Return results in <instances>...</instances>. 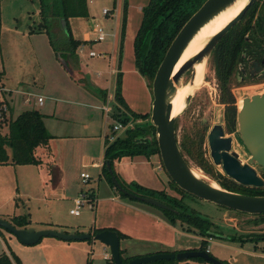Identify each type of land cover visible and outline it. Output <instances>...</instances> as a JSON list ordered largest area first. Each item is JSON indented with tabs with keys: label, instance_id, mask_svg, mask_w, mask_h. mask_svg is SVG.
<instances>
[{
	"label": "rangeland",
	"instance_id": "374dc122",
	"mask_svg": "<svg viewBox=\"0 0 264 264\" xmlns=\"http://www.w3.org/2000/svg\"><path fill=\"white\" fill-rule=\"evenodd\" d=\"M89 1L86 0L89 17L71 18L69 25L71 24L78 37L82 35V31H90L91 39L94 38L92 29L94 26H99L105 32V39L100 42L85 43L84 46L78 45L77 54H79L80 65L75 67L73 76H71L66 68V62L60 60L61 58L57 56L53 47L55 45L62 50L65 38H67V31L63 26H60L58 19L52 18L54 24L50 27L52 34L50 37L46 32H39L40 8L38 0H0V71L4 70L6 73L4 79L6 92L1 86L0 88L9 106L6 115L8 118H16L24 110H38L44 115L45 127L52 136V141L56 143L57 140L54 156L56 152L60 162L62 146H65L66 150L62 165V175L66 183L63 186L55 187L54 190L52 185L44 188L39 183L36 186L31 173H29L30 167L23 166L22 168L25 169L21 174L20 171H17V165L6 167L5 176L10 180V186L15 187L14 189L17 186L22 192V196L14 200L15 203L17 202V206L14 205L13 200H7L6 207L2 212L27 215L34 227L43 226L42 222L57 223L48 224L47 228L57 231L66 230L69 233H72L74 229L88 232L96 225L98 217L107 215V210L108 212H119L116 208L118 205L109 201L111 207L103 208L104 206L99 207V204L96 206L94 201L87 200L80 207V213L74 215L69 213V209L73 205L63 198L58 199L53 191L58 196L61 195L62 190L71 191L76 195L90 193V196L94 191L100 199L115 195L119 201H124L139 210L162 216L161 211L153 205L121 197L117 191L110 188L104 177H98L99 169L96 166L104 157V145L107 141L105 135L123 136V131L127 127L143 121L140 119L131 120L124 124L125 129L113 131L112 126L120 122L115 116L119 113L118 108H121V117H124L122 112L125 111L115 98L118 81L116 75L112 78L109 76L110 62L108 60L88 55L91 50L96 53L115 51L116 54L113 56L116 67L119 66L123 70H134L132 40L127 36V29L129 30L130 27L136 29L141 18L140 8L147 3V0H91V3ZM103 8L111 10V14L107 16L101 14ZM204 66V81L197 90L191 93L184 110L179 115L176 137L180 145L186 132L194 133L199 129L204 133L200 150L206 165L213 169V177L205 173L198 161L184 156L191 167L202 173L206 179L215 181L219 185L218 181H223L228 176L224 173L221 165L213 163L207 134L214 124L220 123L224 128V135L232 138V150L238 154L242 163H247L249 152L240 138L237 114L244 98L264 96V79L261 80L263 81L262 86L247 88V85L235 83L236 76L233 78L231 92L236 104V125L234 130L229 131L225 120L226 105L220 99V89L209 59H205ZM82 71L85 72L87 78L85 86L76 80L78 77H84ZM98 71L101 72L100 76L96 75ZM132 75L131 78H133ZM189 77H191V69L184 74L181 83L189 81ZM136 88L137 86L132 81L131 93H134L135 96ZM101 90L107 91L108 97L105 100ZM4 93H6V98ZM110 93L113 97L109 96ZM28 96L30 102L25 103L24 100ZM38 96L43 97L42 106L36 102ZM148 113L150 114V111ZM7 131L8 126L5 123L1 127V132L5 134ZM92 163L96 166L92 167V165L94 166ZM253 167L263 177V169L255 164ZM113 170L124 184L136 182L150 189L164 190L172 196L180 197L181 195L169 181L158 154L152 155L150 159L133 156L114 161ZM81 172L88 173L89 178L86 181L80 177ZM34 176L37 179L41 178L38 173H35L33 178ZM139 192L145 193L146 191ZM44 195L52 196L53 199L45 200L43 199ZM153 196L159 198L157 193H154ZM182 198L183 202L192 207L196 214L212 221L213 235L211 238H206V248L208 247L211 254L218 253L214 248L220 252L227 250L221 246V243L230 239L220 235L258 239L255 236L260 235V231H264L262 218L226 209L190 194ZM102 203L104 205L106 202ZM119 214L121 215V212ZM110 217L117 219L118 215L114 214ZM175 225L180 231L190 234L185 235L180 232V235L177 236L180 244L200 247L202 239L198 240L199 237L198 239L194 237V231H187L178 221ZM135 243H140V241L135 239L132 244L136 245ZM120 245L123 246L124 242L121 241ZM134 247L130 245V250ZM2 252H12L18 256L22 264H112L111 259L103 258L104 253L110 255L108 247L94 238L64 240L48 235L43 236L35 244L25 245L4 228H0V253ZM123 256L126 257V254ZM205 264L211 263L205 262Z\"/></svg>",
	"mask_w": 264,
	"mask_h": 264
},
{
	"label": "trees",
	"instance_id": "16d2710c",
	"mask_svg": "<svg viewBox=\"0 0 264 264\" xmlns=\"http://www.w3.org/2000/svg\"><path fill=\"white\" fill-rule=\"evenodd\" d=\"M38 1L41 15L40 28L44 29L45 32L52 37L50 31L51 19L58 18L63 22V28L69 32L67 39L63 43L62 50L58 49L54 45V42L51 41L57 52V56L61 58L60 60L69 58V62L64 61L67 64L66 68L69 70L70 75L73 76L74 69L78 65L76 49L79 42L74 40L70 34L68 18L87 16L85 0ZM204 1L205 0H148L147 5L142 8L140 25L133 39V54L135 67L141 75L146 77L150 89L154 73L162 61L170 43L183 24ZM261 56H264V4L262 0H256L249 7L241 20L220 38L209 57L220 89V99L226 105L225 120L229 131L234 130L236 125V104L231 92V85L233 78L236 74L239 75L240 73L238 65L244 62L248 63L249 66L251 62L255 60L259 61V59L256 58ZM262 59L264 60V57ZM237 76L236 78H238ZM84 78L85 77H78L76 80L79 83H83L85 86L87 85V81ZM235 83L243 84L244 82L237 79ZM101 93L106 94L103 90H101ZM115 98L122 109L125 110L122 112L124 113V117H121L120 107L118 108L119 113L115 115L122 124L137 119L143 122L133 123L123 131V136H117L113 141L107 142L104 149V160L102 164V173L104 177L109 185L114 188L121 197L138 201L135 198L127 196L115 186L107 169L106 163L109 162L117 182L125 191L137 196L154 198L165 203L170 209L155 207L161 211L162 215L171 224H176L178 221L187 231H194L197 235L201 236V245L196 249L206 250V238L213 235V223L211 220L196 214L192 207H189L183 202L182 197L189 195L188 193L181 190L170 179L169 181L182 196H172L164 190L150 189L136 182L124 184L113 170L114 161L120 160L123 157L142 155L149 158L152 155H159L155 128L149 121L150 114L137 113L128 108L121 95L120 79H118L117 82ZM6 125L8 126V131L5 134H3L0 129V163L39 164L41 159L37 156L36 149L39 146L47 144L52 137L45 128L43 115L35 109L25 110L18 114L16 118L8 120ZM177 127L178 119L175 124V130ZM203 140L204 133L197 129L194 133L186 132L179 146L183 155L198 161L205 173L213 177V169L206 165L200 150ZM262 176V178H264V170H262ZM227 179L218 181L219 185L224 189L249 195H264V188L245 187L231 179ZM139 191L146 192L140 193ZM154 193H157L159 198L154 197ZM254 216L264 220V214ZM12 221L19 227H24L29 224V220L26 216H15L12 218ZM104 229L114 230L112 228L93 227L91 232H89L91 234L90 238H93V234ZM116 232L119 238L123 237L120 232ZM258 236L255 237L264 240V233ZM243 237L244 236L236 237L231 235V239L233 240L236 238L242 240ZM120 254L123 261H128L133 258L128 256L124 257L121 249ZM205 262L207 261L201 257H194L182 261L176 259L157 260L144 264H205ZM111 263L113 264L112 261ZM0 264L22 263L18 256L12 252H2L0 253Z\"/></svg>",
	"mask_w": 264,
	"mask_h": 264
},
{
	"label": "water",
	"instance_id": "95a60500",
	"mask_svg": "<svg viewBox=\"0 0 264 264\" xmlns=\"http://www.w3.org/2000/svg\"><path fill=\"white\" fill-rule=\"evenodd\" d=\"M238 0H205L203 4L189 17L180 28L164 57L158 65L152 82V102L149 121L155 128V137L161 165L168 178L181 190L205 201L249 215L264 214V195H249L230 191L215 186L205 177L198 176L182 154L176 137L175 124L184 110L190 95L185 98L184 107L177 113L171 110V101L177 86L187 70L191 69L194 78V66L204 63L220 38L245 15L249 7L256 0H245L242 8L228 20L215 34L207 38L192 56L187 58L175 71V65L182 56L191 39L197 31L214 17L229 8ZM63 23V22H62ZM256 72L262 69L258 61L249 64ZM264 78V74L261 75ZM237 126L240 138L249 152L247 163H242L238 154L232 150V138L224 135L221 124H214L207 134L210 157L215 165H221L224 173L236 183L253 188H264V179L258 174L253 165L264 170V96L244 98L237 114ZM107 169L115 186L131 198L164 209H170L165 203L150 197L137 196L125 191L117 182L109 162ZM0 228L8 230L25 245L37 243L43 236H55L64 240L88 239L90 233H67L50 228L36 229L33 226L19 228L9 221L0 218ZM108 247L113 264H144L157 260H186L201 257L211 264H228L208 252V250H182L178 252H155L147 255L135 256L123 261L120 254V239L115 230L104 229L93 234Z\"/></svg>",
	"mask_w": 264,
	"mask_h": 264
},
{
	"label": "crops",
	"instance_id": "0c3cea01",
	"mask_svg": "<svg viewBox=\"0 0 264 264\" xmlns=\"http://www.w3.org/2000/svg\"><path fill=\"white\" fill-rule=\"evenodd\" d=\"M89 2L91 3V0ZM85 3H86V0H85ZM147 3H148V0H147ZM147 3L140 8L141 18H142V8L144 6H146ZM86 9H87V16L69 17L68 23H70L69 20L71 18H77V19L78 18L79 19L88 18L90 14H89V10L87 8V4H86ZM141 18H140V21H141ZM53 19H58V18H53ZM58 21H59L61 27L64 26L61 19H58ZM140 21H139L138 26H136V29L134 27H130L129 30L127 29V36H129V38L132 40V50H133V39H134L136 31L140 25ZM40 23H41V15H40V21L38 24L39 25V32L40 31L45 32L44 29L40 28ZM53 24H54V21L51 19V26L50 27H52ZM128 27H129V25H128ZM69 28H70V34H71L72 38L79 42V46L80 45L84 46L85 43H90L92 41L98 42V41H95L94 38L91 39V37H92L91 32L88 30L82 31L81 32L82 35H79L80 37H78L77 35H75V32H74L75 30L72 28L71 24L69 25ZM92 31H93V29H92ZM68 34H69V32H67V35ZM93 34L95 37V33H93ZM66 39L67 38H65V40ZM76 53H77V49H76ZM104 54H105L104 57H98V58L106 59L110 62L109 76L112 78V77H115V75H116L117 81H118V79H120L121 95H122L126 105L128 106V108L134 112H137V113H148L151 110L152 92H151L149 83L146 80V78L139 73V71L137 70L136 67L134 68V70L133 69H130V70L124 69L123 70V69H120L119 66L116 67V65L114 63L115 62L114 56H113L116 54L115 51H113L112 53L104 52ZM90 57H96V56H90ZM64 60L69 62V58H67V59L65 58ZM77 63H78V65H80L79 54H77ZM63 65L65 66V63H63ZM134 66H135V64H134ZM84 73L85 72H83L82 74H84ZM130 73H132L133 75ZM5 74L6 73L4 70L0 71V86L4 90L6 89L5 88V81H4L5 76H6ZM119 74H120V76H119ZM96 75L100 76L101 72L100 71L96 72ZM131 75L133 76V78L130 77ZM83 76L85 77V74ZM86 80H87V78H86ZM132 81L137 86L136 96L134 93H131ZM103 91L106 92V94H103V98L105 100L106 97H108V95H107L106 90H103ZM5 92H6V90H5ZM4 94H5V98H6V93H4ZM109 96L113 97V95L111 93ZM24 102L29 103L30 97L29 96L26 97ZM43 103H44V100H43ZM43 103L41 105H39L38 103L37 104L39 106H42ZM27 110H32V109H27ZM10 119H14V118H11V117L8 118V120H10ZM43 119H44V115H43ZM43 122H44V120H43ZM44 125H45V123H44ZM107 136L108 135L106 134L105 135L106 140L108 138ZM52 139L53 138L51 137L49 139V141L47 142V144L39 146L36 149V154L41 159V162L39 164H13L11 162L0 163V218L9 221L10 223L15 225L16 227H19V226L16 225L12 221V218L15 216H26L27 217V215H16L15 213L9 214V213H3L2 212L3 209H5V207H6L5 202L7 200H13V202H14V200H16L17 198L22 196V192L19 191L17 186H16V189H14L15 187L12 188L10 186V180H8L5 176V172L7 169L6 167H15L17 165V171H20L19 172L20 174L24 173L23 169H25V168H22L23 166L24 167H30L29 173H31L32 179L34 180V184L36 186H38L39 183H40V185H43L44 188L45 187L47 188V186L52 185L53 190L55 187H58L61 185L63 186L66 183L65 179H63V175H62V165H63V162L65 160L66 150H65V146H62V148L60 150V153L62 154L61 162H60L57 158L58 154H56V152H55L56 157L54 156V151H56L57 140H56V143H54L52 141ZM107 142L108 141H106V144H107ZM106 144L104 145V149H105ZM137 157L146 158L145 156H142V155H137ZM150 157L146 158V159H150ZM124 158H126V157H123L121 159H124ZM103 160L104 159L102 157V161L100 163H98V166H96L94 163H92V164H94V166L92 165V167L96 166V167H98L97 169H99L98 170V177H100V176L104 177V175L102 173ZM32 167H35V168H32ZM19 173L17 174V176L19 175ZM35 173L36 174L38 173L41 176V178L37 179V177H35V176L33 178V175H35ZM81 173H83V172H81ZM81 173H80V177H81ZM41 180H42V182H41ZM110 188L114 189L111 186H110ZM53 193L55 196H57L58 199L63 198L66 201H69V203L72 204L73 207L75 204V199L79 196L78 194H77L78 195L77 196L76 194H73L71 191L68 192L66 190H62V193H60L61 194L60 196L56 195L54 191H53ZM91 194H93V195H91V197L93 198L94 203H96V206L99 204L98 205L99 207L104 206L103 208H108V207H111V203H113V202L116 205H118V206H116V208L119 212H121V215L119 214V212H116V211L108 212V210H107L106 216L98 217V215H97L98 218L96 221V225L93 227L94 228H112V229L120 232L123 235V237L119 238L120 243H121V241L124 242L123 246L120 245V249L122 251V254H126V256H128V257H135V256L147 255V254H151V253H155V252H178V251H182V250L196 249V247H190L189 245L183 246L182 244L179 243V241L177 240L178 239L177 236L180 235V232L182 234H185V235H190V234L187 232L180 231L179 228L175 224H171L163 215L161 216L162 217L161 218L159 216H156V215L151 214L149 212H146L144 210H139L137 207L129 205L124 201H121V200L119 201L118 197L115 195L103 197V199H100L99 197H97V195L95 194L94 191H92ZM43 199H45V200L46 199H53V197L52 196L47 197L46 195H44ZM102 202H106V203H104V205H103ZM14 205L17 206V202L16 203L14 202ZM73 207H71L70 209H72ZM70 209H69V211H70ZM114 214L118 215L117 219L110 217V215L112 216ZM27 218L29 220V224L24 226V227H29V226L33 225L32 222L30 221L29 217H27ZM42 224H43V226H41V227L35 226V228L36 229L47 228L49 226L48 224L54 225L57 223L42 222ZM19 228H23V227L21 226ZM64 232L69 233V231H66V230H64ZM84 232H85L84 230H78V229H74L72 231V233H84ZM89 232H91V230H89L86 233H89ZM263 232L264 231H260L259 233H263ZM194 234H195L194 237H196L197 239L199 237L198 240L202 239V237L198 236L195 232H194ZM220 236H222V237L225 236L224 238L230 239V240H227L226 242L224 241V243H221V246H223L227 250L220 252L217 248H214V250L218 253H216V255L213 253L212 254L213 256L227 262L228 264H264V240L255 239V238H248L246 236H244L242 240L239 238H236L233 240V239H231V236H228V237H227V235H220ZM208 238H211V237H208ZM135 239L140 241V243H135L137 246L132 244L135 241ZM151 243H156L159 245H153ZM129 244L132 246H135V247L132 250H130ZM206 250H208V247L206 248Z\"/></svg>",
	"mask_w": 264,
	"mask_h": 264
},
{
	"label": "bare ground",
	"instance_id": "6f19581e",
	"mask_svg": "<svg viewBox=\"0 0 264 264\" xmlns=\"http://www.w3.org/2000/svg\"><path fill=\"white\" fill-rule=\"evenodd\" d=\"M245 0H238L234 2L225 11L214 17L211 21L201 27L195 36L191 39L186 49L182 53L181 58L175 65L174 71L190 56H192L201 47L202 43L215 34L222 26L237 14V12L244 5ZM194 78L192 81H187L177 86L175 95L171 101V110L175 113L179 112L185 105V98L187 95L197 90L204 81L205 66L204 63H199L194 66ZM190 78V77H189ZM188 79V78H187ZM198 169V168H197ZM195 173L198 176L205 177L202 173L195 169ZM211 184L218 186L215 181H211Z\"/></svg>",
	"mask_w": 264,
	"mask_h": 264
},
{
	"label": "built area",
	"instance_id": "2783aa9c",
	"mask_svg": "<svg viewBox=\"0 0 264 264\" xmlns=\"http://www.w3.org/2000/svg\"><path fill=\"white\" fill-rule=\"evenodd\" d=\"M262 1H263V4H264V0H262ZM102 14L104 16L110 15L111 14V10L104 8L102 10ZM93 31L95 33V37H94V40L95 41L100 42V41H103L105 39V32H104V30L101 27L94 26ZM88 54H89V56H96V57H104V55H105L104 52H98V53H96L93 50L89 51ZM36 100H37L36 102L39 105H41L43 103V98L41 96H38ZM8 109H9V106L7 104V101L4 99V97H3L2 93H1V88H0V129H1L2 125L5 124L8 121V117L6 115V111ZM125 127L126 126L124 124H122L121 122H119L118 124L113 125L112 126V129L115 132V131H117L119 129H125ZM107 137H108L107 138V141L108 142H111V141H113L116 138L115 135H113V134L110 135V136H107ZM81 177L86 181L89 178V175H88V173H84L83 172V173H81ZM87 200H92L93 201V198H91L90 193L80 194L75 199L74 207L72 209H70L69 212L71 214L78 215L80 213V207ZM103 258L106 259V260H110V255L108 253H104L103 254Z\"/></svg>",
	"mask_w": 264,
	"mask_h": 264
},
{
	"label": "flooded vegetation",
	"instance_id": "af4514ba",
	"mask_svg": "<svg viewBox=\"0 0 264 264\" xmlns=\"http://www.w3.org/2000/svg\"><path fill=\"white\" fill-rule=\"evenodd\" d=\"M264 56L261 57H257L255 61H258L259 64L261 65L262 69H260L258 72H256V68L253 66H251L249 68L248 63H240L238 65V69L240 71L239 75L236 74V76L238 77L237 79L244 82L243 85H247V88L250 87H255V86H262L263 84V80L264 78L261 77L262 74H264V60L262 59ZM262 59V60H261ZM264 93V92H263Z\"/></svg>",
	"mask_w": 264,
	"mask_h": 264
}]
</instances>
